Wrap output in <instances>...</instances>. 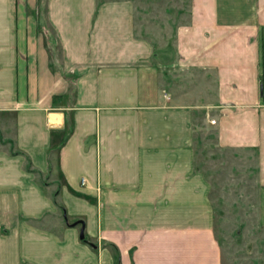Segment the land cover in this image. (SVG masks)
<instances>
[{
  "label": "crops",
  "instance_id": "crops-1",
  "mask_svg": "<svg viewBox=\"0 0 264 264\" xmlns=\"http://www.w3.org/2000/svg\"><path fill=\"white\" fill-rule=\"evenodd\" d=\"M191 1L153 49L129 6L0 0V264H221L196 113L264 204V0Z\"/></svg>",
  "mask_w": 264,
  "mask_h": 264
},
{
  "label": "rangeland",
  "instance_id": "rangeland-1",
  "mask_svg": "<svg viewBox=\"0 0 264 264\" xmlns=\"http://www.w3.org/2000/svg\"><path fill=\"white\" fill-rule=\"evenodd\" d=\"M39 1L35 0L34 4ZM41 1L42 5L50 2ZM68 3H73V0H68ZM94 3L129 6L133 10L132 37L145 40L154 49L161 47L162 43L163 48L172 44L178 27L186 26L188 18L190 20L188 16L192 1L94 0ZM39 31L43 36L48 31L54 33L46 28H39ZM170 69L179 75L173 79L179 86L174 84L176 89L173 93L186 96L192 89L184 88L187 80L185 71L177 66ZM169 79L170 84L171 75ZM195 79L200 80L197 87H201L202 73ZM196 118L194 164L196 172L210 186L209 200L213 210L214 235L220 248V263L264 264V204H261L255 153L250 149L218 146L215 132L203 120L201 109L197 111ZM107 250L116 264L114 250L110 247Z\"/></svg>",
  "mask_w": 264,
  "mask_h": 264
},
{
  "label": "trees",
  "instance_id": "trees-1",
  "mask_svg": "<svg viewBox=\"0 0 264 264\" xmlns=\"http://www.w3.org/2000/svg\"><path fill=\"white\" fill-rule=\"evenodd\" d=\"M84 242L86 241V240H83ZM105 246H109L110 248H112L113 250H114V252H115V254H116V256H115V258H116V264H119V252H118V250L116 249V247H114L113 245H111V244H106Z\"/></svg>",
  "mask_w": 264,
  "mask_h": 264
},
{
  "label": "water",
  "instance_id": "water-1",
  "mask_svg": "<svg viewBox=\"0 0 264 264\" xmlns=\"http://www.w3.org/2000/svg\"><path fill=\"white\" fill-rule=\"evenodd\" d=\"M78 224L81 225L80 232H79V238H80V240H83L84 239V225L82 222H77L74 225H78Z\"/></svg>",
  "mask_w": 264,
  "mask_h": 264
},
{
  "label": "built area",
  "instance_id": "built-area-1",
  "mask_svg": "<svg viewBox=\"0 0 264 264\" xmlns=\"http://www.w3.org/2000/svg\"><path fill=\"white\" fill-rule=\"evenodd\" d=\"M215 123V121H211V124H214ZM82 184H83V180H82Z\"/></svg>",
  "mask_w": 264,
  "mask_h": 264
}]
</instances>
